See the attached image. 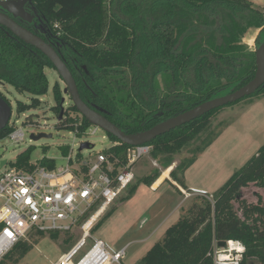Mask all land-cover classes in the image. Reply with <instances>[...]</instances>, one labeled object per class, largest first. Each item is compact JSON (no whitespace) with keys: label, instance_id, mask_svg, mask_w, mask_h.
<instances>
[{"label":"trees","instance_id":"trees-1","mask_svg":"<svg viewBox=\"0 0 264 264\" xmlns=\"http://www.w3.org/2000/svg\"><path fill=\"white\" fill-rule=\"evenodd\" d=\"M38 7L68 47L63 59L82 100L129 135L238 91L257 72L256 52L248 49L244 38L251 29L264 31V12L248 0H39ZM46 68L54 66L45 55L0 33V79L20 94L34 97L30 106L18 103L19 113L39 107L38 98L49 93ZM53 91V110L59 117L63 90L56 84ZM262 94L264 85L244 99ZM221 110L157 137L149 144L153 146L151 156L170 168L174 156L206 133L211 119ZM28 123L33 124L31 120ZM59 127L72 133L92 128L73 105L65 109ZM11 131L7 126L0 140ZM108 137L112 144H118L106 154L117 156L119 164L126 165L131 147ZM34 152L35 148L29 147L10 164L11 168H56L53 159L32 164ZM69 152L64 150V156ZM77 159L80 162V153ZM159 176L156 173L143 180L152 187ZM170 178L186 189L176 169ZM252 184L264 189V145L213 195L214 201L208 197L194 203L168 228L142 264H215L214 246L231 240L241 242L246 250L240 264H264V205L261 199L250 204L242 195V190ZM136 187L123 200L130 199ZM235 202L242 217L235 210ZM49 235L60 238L58 233ZM70 241L68 237L66 242ZM30 248V242L19 243L0 264L18 263Z\"/></svg>","mask_w":264,"mask_h":264},{"label":"rangeland","instance_id":"rangeland-1","mask_svg":"<svg viewBox=\"0 0 264 264\" xmlns=\"http://www.w3.org/2000/svg\"><path fill=\"white\" fill-rule=\"evenodd\" d=\"M248 1L264 12V0ZM258 33L259 31L251 29L244 38V43L251 51L256 50ZM45 73L49 79V93L38 98L41 102L39 107L29 108L22 114L17 110L18 103L30 106L34 97L20 94L9 84L0 88V92L9 100L13 112L11 120L16 121L17 127L23 128L26 135L22 144H14L9 139L0 140V162H8L3 172L9 170L10 164L15 163L17 157L31 146L35 148L31 163L36 164L43 158L53 159L58 168L67 165L63 154L66 149H70L74 157L79 153L87 157L112 146L107 133L102 129L92 135L94 128H91L86 134L77 136L69 129L59 127L58 116L53 110L56 106L54 86L59 84L63 90L65 109L71 107L72 102L64 93L65 85L58 73L51 68H46ZM28 120L34 125L28 123ZM210 123L206 133L174 156L175 163L172 166L176 169V175L184 180L186 189L176 187V184L172 183L174 180L169 176L160 189L152 191L143 179L147 176L153 177L156 173L160 174V178L167 169L160 159L156 160L153 156L138 161L134 169V184L91 226V229L97 227L77 253V262L95 241L102 240L111 251L126 248L127 255L123 264H142V259L148 251L163 240L166 230L186 215L194 203H200L203 198L208 197L214 201L213 195L264 145V94L225 106ZM42 133L52 135V138H42L37 142L31 140V135ZM83 142H89L94 148L80 151V144ZM206 146V150L199 151ZM135 185L137 187L134 194L130 199L123 200ZM189 186L193 189L188 190ZM193 190L201 191L202 194ZM182 191L191 194L190 198L187 199ZM242 195L250 204H257L261 199L260 204L264 205L263 188L252 184L242 190ZM234 206L237 214L242 217L239 204L235 202ZM109 212L111 214L106 216ZM59 235L60 238L55 240L46 233H30L25 242H30L31 248L27 256L15 264H60L61 258L82 236L79 228L69 234ZM68 237H71L70 242H66Z\"/></svg>","mask_w":264,"mask_h":264},{"label":"built area","instance_id":"built-area-1","mask_svg":"<svg viewBox=\"0 0 264 264\" xmlns=\"http://www.w3.org/2000/svg\"><path fill=\"white\" fill-rule=\"evenodd\" d=\"M10 1L21 0H0V4ZM7 126L12 131L1 141L24 143L25 130L12 120ZM92 128V135L100 130ZM74 134L82 133L76 130ZM116 145L87 157L81 156L80 162L71 151L64 156L67 165L61 168L56 164L54 169L38 165L32 171L18 168L0 171V263L19 243L27 241L32 232L63 234L79 228L80 241L61 258L60 264H123L126 248L114 252L102 240L95 241L85 255L78 262L76 260L77 253L91 237L87 231L91 232V226L134 184L135 165L151 156L153 151L149 144L131 147L126 153L127 164L122 166L117 156L106 154ZM151 189L155 190L154 186ZM193 192L202 194L201 191ZM182 194L187 199L191 196L184 191ZM87 214L89 218L85 220ZM213 251L215 264H240L246 252L241 242L233 240L224 247L215 245Z\"/></svg>","mask_w":264,"mask_h":264},{"label":"water","instance_id":"water-1","mask_svg":"<svg viewBox=\"0 0 264 264\" xmlns=\"http://www.w3.org/2000/svg\"><path fill=\"white\" fill-rule=\"evenodd\" d=\"M34 0H21L3 2L0 4V25L5 26L15 37L24 41L27 45L32 46L38 52L45 55L54 69L62 79L65 87L64 93L71 99L72 105L77 108L80 114L87 120L91 126L99 127L108 135L116 137L121 144L129 147L142 146L150 144L154 139L159 136L170 133V131L188 125L193 120L205 116L214 110L224 108L225 106L242 101V99L252 96L257 93L264 85V42L256 49V68L257 72L253 80L245 84L238 91L226 94L221 97H216L205 101L194 108L187 110L184 113L169 118V120L156 124L152 129L133 133L132 135L126 134L118 126L110 122L99 110L90 108L81 98L80 92L77 88L76 81L73 73L70 72L66 62L55 48L47 43L41 36H36L30 30L24 28L16 20L28 21L27 17L30 16L26 11V5L32 3ZM65 99L62 100V104ZM65 114V109L61 105V112L58 117L60 122ZM13 112L11 106L1 99L0 104V133L6 130L12 118ZM42 138H52V135L42 133L40 135H31V140L34 142L42 140ZM89 143H82L80 151L91 149ZM7 161L0 162V171L7 166ZM225 243H221L220 247H224Z\"/></svg>","mask_w":264,"mask_h":264},{"label":"flooded vegetation","instance_id":"flooded-vegetation-1","mask_svg":"<svg viewBox=\"0 0 264 264\" xmlns=\"http://www.w3.org/2000/svg\"><path fill=\"white\" fill-rule=\"evenodd\" d=\"M38 1L39 0H34V2L28 3L26 5V11L30 15L27 18L30 20L25 21V20L17 19L16 21L20 25H22L24 28L30 30L36 36H39V37L41 36L47 43L51 44L55 48V50L58 52V54L61 55L62 58H64L63 56L65 54L63 53L64 52L67 53L68 47L63 43V41L58 36L55 35L54 31L51 28V23L48 21L47 18H45L44 14L38 7ZM3 32L5 33V35L12 38L13 40L24 42V41H21L19 38L15 37L5 26L0 25V33H3ZM263 42H264V31H259L258 38L256 41L257 45L255 46V49L259 47V45L262 44ZM5 84H8V83L0 79V88L3 87ZM1 99L6 101L10 105L9 100L6 98V96H4L2 92H0V104H1Z\"/></svg>","mask_w":264,"mask_h":264},{"label":"bare ground","instance_id":"bare-ground-1","mask_svg":"<svg viewBox=\"0 0 264 264\" xmlns=\"http://www.w3.org/2000/svg\"><path fill=\"white\" fill-rule=\"evenodd\" d=\"M173 166H171L169 169L165 170L162 174V176L160 178H158V180L155 182L154 188H158L161 184H163V182L169 178L171 171L173 170ZM87 231V234H90V232Z\"/></svg>","mask_w":264,"mask_h":264},{"label":"crops","instance_id":"crops-1","mask_svg":"<svg viewBox=\"0 0 264 264\" xmlns=\"http://www.w3.org/2000/svg\"><path fill=\"white\" fill-rule=\"evenodd\" d=\"M172 183H173L174 185L176 184V187H179L180 189H182V187H181L179 184H177L176 182L172 181ZM163 185H164V182H163V184H161L158 188H155V189H160ZM153 186H154V185H153ZM153 186H152V187H153ZM187 189L190 190V189H193V188L189 186V188L187 187Z\"/></svg>","mask_w":264,"mask_h":264}]
</instances>
